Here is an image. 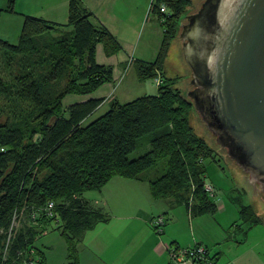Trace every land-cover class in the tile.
Listing matches in <instances>:
<instances>
[{
    "label": "trees",
    "instance_id": "16d2710c",
    "mask_svg": "<svg viewBox=\"0 0 264 264\" xmlns=\"http://www.w3.org/2000/svg\"><path fill=\"white\" fill-rule=\"evenodd\" d=\"M190 6L191 0L151 1L149 14L162 30L159 50L153 61L132 59L131 64L139 82L162 79L156 94L126 103L110 98L108 110L88 124L85 119L103 100L64 107L63 99L87 96L111 83L112 69L95 61L96 46L107 57L121 49L81 0H69L63 25L22 15L17 42L0 38V56L9 71L0 76V264H24L30 251L42 264L35 242L53 222L65 239L68 264H78L83 234L109 221L82 194L100 191L113 178L146 182L153 200H170L193 218L216 212L204 191V161H216L215 150L190 124L192 101L174 86L175 79L164 76L168 51ZM3 13H14V0L0 8V18ZM143 139L148 150L129 159ZM161 163L160 176L141 178ZM50 202L54 216L33 221L32 213ZM239 214L247 229L263 223L251 205H240Z\"/></svg>",
    "mask_w": 264,
    "mask_h": 264
},
{
    "label": "water",
    "instance_id": "95a60500",
    "mask_svg": "<svg viewBox=\"0 0 264 264\" xmlns=\"http://www.w3.org/2000/svg\"><path fill=\"white\" fill-rule=\"evenodd\" d=\"M179 40L195 112L264 198V0H204Z\"/></svg>",
    "mask_w": 264,
    "mask_h": 264
},
{
    "label": "crops",
    "instance_id": "0c3cea01",
    "mask_svg": "<svg viewBox=\"0 0 264 264\" xmlns=\"http://www.w3.org/2000/svg\"><path fill=\"white\" fill-rule=\"evenodd\" d=\"M81 1L85 8L92 13L96 21L116 39L121 50L116 55L107 57L102 46L97 45L95 61L98 65L112 69V82L104 84L96 92L87 96L68 95L66 97L72 96V99L67 106H63L68 107L89 99H102L103 102L96 110L98 111L108 104L110 98H116L115 84L119 82L120 75L123 74L121 68L127 62L128 56L132 57V53H136L138 49L135 47L134 38L144 23L142 21L143 18L139 20L138 17H150L149 7L152 0ZM7 2L8 0H0V8H5ZM68 2L69 0H14V13H3L1 15L0 38L11 43L8 37V30L1 29V27L5 20H15L16 34L12 43L17 42L22 24V15L39 17L54 25L65 24L68 14ZM157 25L160 28L158 23ZM149 32L150 36L154 35V46L158 47V53L162 30L161 28L158 30L152 25ZM151 37L153 38V36ZM152 45L151 43L150 47ZM139 60L145 61L143 59ZM82 198L93 209L104 210L102 205L107 206V208L110 207L108 208L110 216L108 222L99 223L83 234L77 244L78 264H167L168 246L174 245L175 247L188 248L197 244L193 237L188 240L173 233H170L169 243L158 241L152 235L153 243L148 246L144 239L141 238V235L147 234L148 227H150L149 223L153 218L163 217L165 222L164 216L166 215V209L162 208L159 205L160 203H158L162 200L155 201L151 198L146 182L113 178L93 199L88 198L86 193L82 194ZM96 199H99V201ZM109 199H111V205L113 203L115 208L111 205L108 206ZM169 204L171 207H169ZM174 206L171 201L170 203L168 202L169 209H174ZM187 216L189 215L187 214ZM164 225H166V222ZM166 230L168 231V228ZM50 231L57 230H52L50 227L44 234ZM167 231L163 230L162 233L164 234ZM263 239L262 241L264 242ZM131 245H133L132 248ZM42 247L47 251L50 250V252L53 250L51 244ZM40 251L43 259L42 264H47L46 254L41 249ZM63 251L65 252L63 260L59 261L58 264H68L66 245L65 249L63 247ZM213 258L216 264H258L257 258L250 255H237L231 261L221 263L223 255L219 251ZM259 264L264 263L260 261Z\"/></svg>",
    "mask_w": 264,
    "mask_h": 264
},
{
    "label": "rangeland",
    "instance_id": "374dc122",
    "mask_svg": "<svg viewBox=\"0 0 264 264\" xmlns=\"http://www.w3.org/2000/svg\"><path fill=\"white\" fill-rule=\"evenodd\" d=\"M203 1L204 0H191V6L184 13L183 18L180 21V27L185 23L184 17L195 13ZM151 16L152 15H150V17H138L139 20H142L143 18L142 21L144 22L134 38L135 47L138 49L136 53H132V57H130V55L128 56L127 62L124 63L125 67L123 66L121 68L123 74L120 75L119 82L115 84V97L121 103L130 102L141 96L156 94L158 86L157 80L162 82V79L160 78L139 82L131 64L132 59H143L146 62H151L156 57L158 47L154 46V35H151L153 36L152 38L149 31L152 25L158 30L160 28L158 27L155 18ZM1 29L8 30L9 40L11 43L14 42L13 40H15L14 38L16 34L15 20H5ZM53 35L57 36L58 34L55 33ZM151 43L153 45L150 47ZM181 48L182 44L179 40L178 34V37L172 42L165 60L164 76L165 78L175 79L174 86L179 89L182 96L188 98L187 94L192 88L189 85L191 75L189 68L184 61ZM8 74L9 71L5 70L0 56V76L7 77ZM71 99L72 96L66 97L63 100V105L67 106ZM107 110L108 104L85 119L84 124H88L91 120L100 116ZM190 124L193 127L194 132L199 137L203 138L208 146L215 150L216 161L205 160L204 165L206 168L205 183L213 189V194L210 196L211 200L216 204L217 210L214 214H206L193 218L187 216L183 206H174V209H169V207H171L170 204L168 207V202L170 203V200H162L158 203H160L159 205H161L162 208L166 209V215L164 216L166 225L160 228V233H157L149 223L150 227H148L147 234L141 235V238H143L149 246V244L153 243V239L151 238L152 235L157 238L158 241L165 243L170 242V233L177 234L179 237L188 240L193 237L197 244H201L208 248V253L211 258H213V256L219 251L222 252L223 258L221 259V263L229 262L237 255L255 256L258 260V264L260 261L264 263V242L262 241L264 237V198L259 193V189L246 179V175L235 165V163L227 158L224 151L221 150L220 147H217L216 143H213L214 137L211 136L209 131L203 125L198 114L195 112V109L190 113ZM148 147L147 139L141 140L137 149L131 153L128 158H138L148 150ZM162 167L163 163L142 173L141 178L144 181L153 180L162 174ZM98 192L99 191H88L85 193L88 198L93 199L94 196L98 195ZM96 200L99 201V199ZM111 202V199H109L108 206L111 205ZM240 205H251L254 211L261 216L263 223L247 229V223L243 221L239 214ZM102 206L104 208L102 211L110 216V211L108 209L110 207L107 208V206ZM111 206L115 208L113 203ZM57 226L58 224L53 222L50 227L53 230ZM167 228L168 231L166 230ZM163 230L167 232H164L163 234ZM47 244L52 245L53 250L51 252L50 250L47 251L43 249L42 246H47ZM65 245V239L58 231L47 232L35 242V247L41 249L46 254L47 264H58L59 261L63 260L65 253L63 247L65 249ZM133 245H131V248ZM193 246L194 245L191 247Z\"/></svg>",
    "mask_w": 264,
    "mask_h": 264
},
{
    "label": "built area",
    "instance_id": "2783aa9c",
    "mask_svg": "<svg viewBox=\"0 0 264 264\" xmlns=\"http://www.w3.org/2000/svg\"><path fill=\"white\" fill-rule=\"evenodd\" d=\"M161 12H165L164 7L160 9ZM161 82L157 80V85ZM204 191L211 195L213 194V189L211 186L205 184ZM53 203H48L47 206L42 208L41 210L34 211L31 215V219L34 221L40 215H44L47 218H52L54 216ZM16 215L13 216L11 227L9 230V234L11 232L12 227L15 225ZM151 226L155 229L157 233L161 232V227L164 224V220L162 217L154 218L150 221ZM10 235H8L9 239ZM168 254V264H214L215 262L209 256L208 249L201 244H195L193 247L189 248H181L175 246H168L167 248ZM39 257L34 255L33 251H30V255L28 260L24 262V264H39Z\"/></svg>",
    "mask_w": 264,
    "mask_h": 264
}]
</instances>
